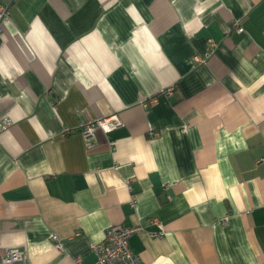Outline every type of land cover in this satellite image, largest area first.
Returning <instances> with one entry per match:
<instances>
[{
    "label": "crops",
    "instance_id": "crops-1",
    "mask_svg": "<svg viewBox=\"0 0 264 264\" xmlns=\"http://www.w3.org/2000/svg\"><path fill=\"white\" fill-rule=\"evenodd\" d=\"M0 7V248L94 264L108 228L141 227L142 264H264V0Z\"/></svg>",
    "mask_w": 264,
    "mask_h": 264
},
{
    "label": "built area",
    "instance_id": "built-area-1",
    "mask_svg": "<svg viewBox=\"0 0 264 264\" xmlns=\"http://www.w3.org/2000/svg\"><path fill=\"white\" fill-rule=\"evenodd\" d=\"M8 10L0 7V24L8 17ZM231 28L235 29L238 33L243 32L241 22L233 21ZM216 44L212 40H208L206 43L205 51L203 55L195 54L192 56L191 61L196 65L205 64L208 59L214 54L216 50ZM171 91L167 92L170 95ZM149 103H155V100H151ZM12 125L10 119H4L0 121V133L6 131ZM122 126L121 121L117 115H111L105 118H100L94 122H89L82 126L80 134L87 147H91L95 141L96 131H102L103 133H109ZM149 135L152 137L157 134L151 132ZM261 161L264 162V159ZM131 205H135V200L132 198ZM151 222L158 224L154 219ZM141 227H122L114 226L105 231L102 242L91 245V249L96 257L94 264H142L141 257L138 254L132 252L129 246L130 237L138 232H141ZM163 233H153L150 237L157 238L162 237ZM55 248L60 249V243L56 236L51 238ZM75 264H80V259L74 260ZM0 264H29L26 248L6 247L0 248Z\"/></svg>",
    "mask_w": 264,
    "mask_h": 264
}]
</instances>
